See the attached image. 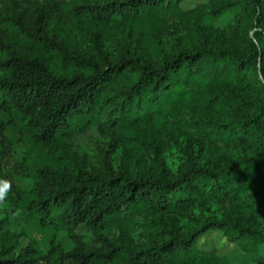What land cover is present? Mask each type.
<instances>
[{
  "label": "trees",
  "instance_id": "obj_1",
  "mask_svg": "<svg viewBox=\"0 0 264 264\" xmlns=\"http://www.w3.org/2000/svg\"><path fill=\"white\" fill-rule=\"evenodd\" d=\"M189 1L0 0V203L73 241L0 264H264V0Z\"/></svg>",
  "mask_w": 264,
  "mask_h": 264
},
{
  "label": "rangeland",
  "instance_id": "obj_2",
  "mask_svg": "<svg viewBox=\"0 0 264 264\" xmlns=\"http://www.w3.org/2000/svg\"><path fill=\"white\" fill-rule=\"evenodd\" d=\"M201 0H191L187 4L183 2L184 7H192ZM234 15V12H226L219 17H209L207 22L215 26H223ZM1 73V69H0ZM1 100V91H0ZM3 114L0 112V118ZM14 144L12 148V156L5 162V170L11 172V161L21 160L26 154L27 148L22 141L19 140L18 134L14 129L9 130ZM227 150H225L226 152ZM73 153V152H72ZM15 183L22 189H28L33 184V179L28 176L19 174L14 175ZM7 217L8 227L16 230L23 231L36 241V246L44 252L47 251L50 244V239L56 237L57 240L66 248L69 249L73 245L71 237L65 230H55L53 227H43L38 222V217L34 213L20 212L7 200L0 203V218ZM79 230L82 232H89L88 227L83 224L79 225ZM29 238L25 239L22 244H26ZM88 241H94V237L90 234L86 237ZM198 245L205 249H216L217 253L223 255L239 250L240 246L237 243L230 242L222 230H209L200 236ZM259 251L264 255V244L260 245Z\"/></svg>",
  "mask_w": 264,
  "mask_h": 264
},
{
  "label": "clouds",
  "instance_id": "obj_3",
  "mask_svg": "<svg viewBox=\"0 0 264 264\" xmlns=\"http://www.w3.org/2000/svg\"><path fill=\"white\" fill-rule=\"evenodd\" d=\"M5 196V193L3 191H0V198H3Z\"/></svg>",
  "mask_w": 264,
  "mask_h": 264
}]
</instances>
